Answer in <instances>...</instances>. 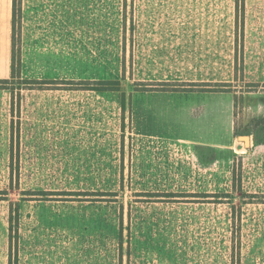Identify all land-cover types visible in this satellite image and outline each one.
Segmentation results:
<instances>
[{"label": "rangeland", "instance_id": "374dc122", "mask_svg": "<svg viewBox=\"0 0 264 264\" xmlns=\"http://www.w3.org/2000/svg\"><path fill=\"white\" fill-rule=\"evenodd\" d=\"M89 5L114 68L1 83L4 264H264V0Z\"/></svg>", "mask_w": 264, "mask_h": 264}, {"label": "crops", "instance_id": "0c3cea01", "mask_svg": "<svg viewBox=\"0 0 264 264\" xmlns=\"http://www.w3.org/2000/svg\"><path fill=\"white\" fill-rule=\"evenodd\" d=\"M89 9L90 5L83 10V0H20L18 57L14 60L13 0H0V107L1 81L17 69L21 76L33 80H58L79 76L75 70L83 63L103 66L106 71L114 68V22L95 26L83 19L84 13L90 16ZM163 124L156 123L155 130H163ZM6 258L0 244V264Z\"/></svg>", "mask_w": 264, "mask_h": 264}, {"label": "trees", "instance_id": "16d2710c", "mask_svg": "<svg viewBox=\"0 0 264 264\" xmlns=\"http://www.w3.org/2000/svg\"><path fill=\"white\" fill-rule=\"evenodd\" d=\"M19 7H20V0H13V33H15V29L19 26V22L17 20V12L19 11ZM3 82H7V79H4L1 81ZM257 144H264V125H262L260 127V133L258 136H256L255 140H254Z\"/></svg>", "mask_w": 264, "mask_h": 264}, {"label": "water", "instance_id": "95a60500", "mask_svg": "<svg viewBox=\"0 0 264 264\" xmlns=\"http://www.w3.org/2000/svg\"><path fill=\"white\" fill-rule=\"evenodd\" d=\"M241 138L246 144L249 143V137L247 135H242Z\"/></svg>", "mask_w": 264, "mask_h": 264}]
</instances>
